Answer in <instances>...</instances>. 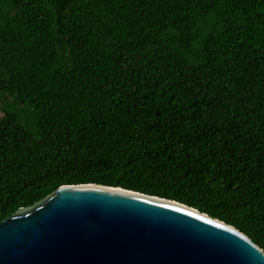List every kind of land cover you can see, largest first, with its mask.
<instances>
[{
    "label": "trees",
    "instance_id": "1",
    "mask_svg": "<svg viewBox=\"0 0 264 264\" xmlns=\"http://www.w3.org/2000/svg\"><path fill=\"white\" fill-rule=\"evenodd\" d=\"M0 97V223L100 184L264 250V0H0Z\"/></svg>",
    "mask_w": 264,
    "mask_h": 264
},
{
    "label": "water",
    "instance_id": "2",
    "mask_svg": "<svg viewBox=\"0 0 264 264\" xmlns=\"http://www.w3.org/2000/svg\"><path fill=\"white\" fill-rule=\"evenodd\" d=\"M0 264H264V250L185 204L76 184L0 223Z\"/></svg>",
    "mask_w": 264,
    "mask_h": 264
},
{
    "label": "rangeland",
    "instance_id": "3",
    "mask_svg": "<svg viewBox=\"0 0 264 264\" xmlns=\"http://www.w3.org/2000/svg\"><path fill=\"white\" fill-rule=\"evenodd\" d=\"M9 101H10V99H9ZM14 108L17 109V111L20 113V116L23 119V122L26 125V127L29 128L30 130H33L34 129V121L31 118H29V116L27 118L24 117L25 114L29 115V113H27L26 110L24 108H21L19 105H16V106L10 105L9 106L10 110H12ZM2 115H3V112L0 109V117Z\"/></svg>",
    "mask_w": 264,
    "mask_h": 264
}]
</instances>
